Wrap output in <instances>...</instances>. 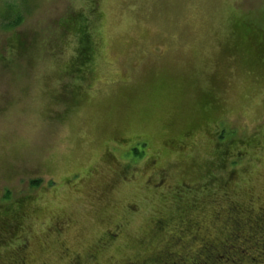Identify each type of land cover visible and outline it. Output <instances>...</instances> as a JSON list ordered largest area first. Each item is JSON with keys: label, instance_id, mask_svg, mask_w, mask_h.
<instances>
[{"label": "rangeland", "instance_id": "374dc122", "mask_svg": "<svg viewBox=\"0 0 264 264\" xmlns=\"http://www.w3.org/2000/svg\"><path fill=\"white\" fill-rule=\"evenodd\" d=\"M68 14L99 31L89 83ZM232 18L264 27V0H0V264H66L122 224L112 264L164 212L264 203V58Z\"/></svg>", "mask_w": 264, "mask_h": 264}, {"label": "flooded vegetation", "instance_id": "af4514ba", "mask_svg": "<svg viewBox=\"0 0 264 264\" xmlns=\"http://www.w3.org/2000/svg\"><path fill=\"white\" fill-rule=\"evenodd\" d=\"M191 133L194 132H185L186 135ZM184 140L168 139L170 144L164 142V146L169 145L167 150L171 157L181 150L182 147H174L180 146L178 143L184 147L193 143L192 138L191 143ZM117 142L127 143L125 138H119ZM153 152L149 155L153 158L150 162L153 168L149 172L152 177L157 176L160 182L162 174H157V163L162 151H157V156ZM224 193L228 195L230 191L224 189ZM256 195L250 192L245 202L237 201L236 197H225L227 203L209 213L207 223L189 211L193 209L199 212V203L181 211L164 212L152 223L150 231L154 236L153 241H141L139 250L123 259H113L112 264H264V203L255 206L254 202L258 200ZM118 228L105 230L93 249L84 257L75 253L68 263L103 264L98 254L115 248L120 242L119 232L123 231L124 225L120 224Z\"/></svg>", "mask_w": 264, "mask_h": 264}, {"label": "trees", "instance_id": "16d2710c", "mask_svg": "<svg viewBox=\"0 0 264 264\" xmlns=\"http://www.w3.org/2000/svg\"><path fill=\"white\" fill-rule=\"evenodd\" d=\"M72 16V20L69 27L65 28V21ZM82 15L78 16L77 14H68L66 17L62 19L63 24L60 28L74 30L77 38V47L76 54L74 56V62L77 63V67L73 69V71L78 72V77L85 80L87 83L90 82L89 77L91 78V74L86 72L90 71L91 68V60L93 62L96 51L98 50V35L99 31L96 29V26L90 23L89 18L91 15L83 18L85 21V25L80 24V20L82 19ZM228 39L226 41L233 47H239L241 50H245L251 55V60L253 64H260L259 61L264 58V27L256 26L249 20L243 18H232L228 25ZM227 48V47H226ZM97 49V50H96ZM228 52L229 48H227ZM249 59V62L252 64V61ZM82 91L81 87H75L74 90L71 91V100L76 99V95H79V92ZM80 96V95H79Z\"/></svg>", "mask_w": 264, "mask_h": 264}]
</instances>
